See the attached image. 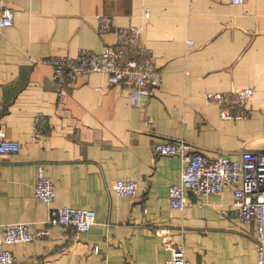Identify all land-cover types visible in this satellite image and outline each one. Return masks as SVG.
<instances>
[{
    "label": "crops",
    "instance_id": "0c3cea01",
    "mask_svg": "<svg viewBox=\"0 0 264 264\" xmlns=\"http://www.w3.org/2000/svg\"><path fill=\"white\" fill-rule=\"evenodd\" d=\"M3 6L13 22L0 25V132L20 149L0 157V226L27 222L48 231L10 246L18 264H167L164 234L184 249L186 264H255L254 225L219 216L232 188L188 193L183 210L171 208L168 188L180 181L182 158L156 155L152 143L183 139L232 159L264 148V0H0V12ZM98 14L111 18L110 29L98 30ZM140 25L161 72L143 104L99 71L59 85L39 60L80 48L102 52L118 28ZM246 86L255 93L237 120L222 119L205 97ZM40 165L55 187L49 202L33 192ZM118 178H140L136 194H116L110 185ZM61 206L91 208L95 222L86 232L51 225V210Z\"/></svg>",
    "mask_w": 264,
    "mask_h": 264
},
{
    "label": "built area",
    "instance_id": "2783aa9c",
    "mask_svg": "<svg viewBox=\"0 0 264 264\" xmlns=\"http://www.w3.org/2000/svg\"><path fill=\"white\" fill-rule=\"evenodd\" d=\"M232 1L240 3L245 0ZM148 15L149 10L146 9L144 16L147 18ZM98 18L100 32L111 28L110 17L98 14ZM12 22V9L3 6L0 25L8 26ZM142 29V25L118 28L115 42L106 45L102 52L80 48L75 56L53 55L39 60L51 65L52 77L59 85L72 83L80 75L99 71L105 74L108 85L125 86L133 101L143 104L152 95L153 89L159 87L161 72L152 62L150 51L140 37ZM254 93L253 86H246L225 92H208L205 97L218 104L222 119L237 120L246 116V104ZM38 121L39 118H36L33 138L38 132ZM19 149V142L5 138L0 132V157ZM152 151L156 155H177L182 158L180 181L171 182L168 188V202L173 209H184L189 203L188 193L195 196L220 195L226 187L232 188V201L219 210V216L254 225L255 264H264V148L242 149L237 159L224 154L210 157L186 140L167 138L155 140ZM139 182L140 178H118L110 188L119 195H135ZM33 192L36 199L46 202L52 201L55 196L54 183L44 174L41 165ZM47 222L86 232L95 222V211L91 208L61 206L51 210ZM0 227V264H18L11 245L30 242L48 233L46 228L33 231L27 222ZM166 236L161 235L162 243L170 250L167 264H186L184 249Z\"/></svg>",
    "mask_w": 264,
    "mask_h": 264
}]
</instances>
